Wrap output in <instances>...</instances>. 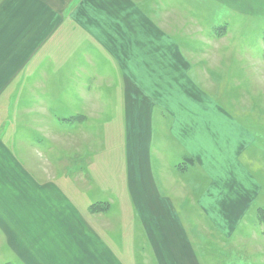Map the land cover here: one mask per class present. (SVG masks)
<instances>
[{
    "label": "crops",
    "instance_id": "crops-1",
    "mask_svg": "<svg viewBox=\"0 0 264 264\" xmlns=\"http://www.w3.org/2000/svg\"><path fill=\"white\" fill-rule=\"evenodd\" d=\"M154 1L2 0L0 68L26 70L42 105H71L79 121L103 116L105 128L122 122L120 173L137 236L150 263L182 264L200 245L182 206L200 218L198 231L233 233L259 193L264 155L231 103L228 111L203 76L193 80V68H176L177 46L162 34ZM156 135L182 149L166 172L160 153L152 157ZM96 242L89 264H128Z\"/></svg>",
    "mask_w": 264,
    "mask_h": 264
},
{
    "label": "rangeland",
    "instance_id": "rangeland-1",
    "mask_svg": "<svg viewBox=\"0 0 264 264\" xmlns=\"http://www.w3.org/2000/svg\"><path fill=\"white\" fill-rule=\"evenodd\" d=\"M154 4L162 34L177 46L176 68H193V80L203 76L228 111L231 103L264 155V0ZM12 70L0 68V264L88 263L96 240L109 257L154 264L122 184V122L105 128L103 116L79 121L71 105H42L29 94L34 81L26 70ZM161 135L152 157L160 153L166 172L183 154ZM256 171L259 193L231 234L198 231L200 218L182 206L183 223L200 244L182 264H264V169Z\"/></svg>",
    "mask_w": 264,
    "mask_h": 264
},
{
    "label": "trees",
    "instance_id": "trees-1",
    "mask_svg": "<svg viewBox=\"0 0 264 264\" xmlns=\"http://www.w3.org/2000/svg\"><path fill=\"white\" fill-rule=\"evenodd\" d=\"M183 167V166H182Z\"/></svg>",
    "mask_w": 264,
    "mask_h": 264
}]
</instances>
